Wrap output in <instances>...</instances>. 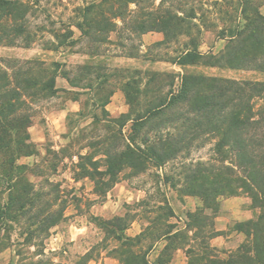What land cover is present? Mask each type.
Wrapping results in <instances>:
<instances>
[{"label": "trees", "instance_id": "16d2710c", "mask_svg": "<svg viewBox=\"0 0 264 264\" xmlns=\"http://www.w3.org/2000/svg\"><path fill=\"white\" fill-rule=\"evenodd\" d=\"M147 3L91 0L74 9L65 29L50 31L54 39L45 43V49L58 52L85 43L86 54L97 58L105 55L106 47L114 44L112 35H116L115 44L127 50V57L141 58L146 55L133 53L126 43L154 32L161 33L163 39L149 49L159 50L147 59L152 62H170L182 69L264 74V0H214L211 10L205 8L209 1L203 0H162L155 9L146 7ZM213 13L221 24H208V14ZM33 16L27 0H0V45L31 48L38 42L46 27L34 29ZM205 32L226 41L225 48L219 53L212 49L202 52ZM174 45H180L176 55H163V50ZM64 65L40 59H0V247L7 248L1 234L9 233L12 223L27 225L23 245L43 244L66 218L65 207H57V200L37 190L30 180V175L36 174L33 168L19 163L38 154L29 131L36 106L60 92L73 93L57 87L58 79L63 78L71 88L81 90L74 91L72 100L88 95L94 101L101 115L91 114L92 125L107 132L92 138L86 147L92 154L76 155L81 176L94 183L97 195H106L125 170L139 175L151 167L172 166L165 183L179 194L203 202L202 208L188 213L184 229L168 223L176 217L169 202L159 207L146 204L149 213L163 211V216L148 219L147 227L135 237L123 234L131 222L124 217L106 223L120 243L119 264H151L148 254L161 241L166 245L154 264H171L179 249L186 251L188 261L184 264H264V80L188 71L110 70L90 63L68 70ZM116 88L124 93L130 111L114 118L106 107ZM72 115L83 117L85 112ZM128 123L129 134L124 133ZM207 145L212 152L208 160L190 161L193 151ZM101 156L102 161L96 160ZM233 197L249 198L254 216L234 223L233 232L243 234L244 241L237 249L224 252L212 247L210 240L227 232L217 231L206 211L215 208V218L220 199ZM207 228L210 233L205 235Z\"/></svg>", "mask_w": 264, "mask_h": 264}, {"label": "rangeland", "instance_id": "374dc122", "mask_svg": "<svg viewBox=\"0 0 264 264\" xmlns=\"http://www.w3.org/2000/svg\"><path fill=\"white\" fill-rule=\"evenodd\" d=\"M27 1L33 7L32 27L34 29L46 27L44 34L42 33L43 37L42 34H39L38 42L31 48L0 45V59H40L47 64L60 62L65 64L64 68L68 70L90 63L106 65L110 70L175 74L188 71L238 80H264V74L260 73L204 67L182 69L170 62L147 60L153 58V53L156 54L159 51L156 49L149 50L150 47L163 39L161 33L154 32L148 33L142 38L133 37L126 43L133 53L146 55L141 58L127 57V50L115 44L118 43L116 35H112L114 44L106 47L105 55L97 58L86 54L85 43L78 44L73 48H64L58 52L49 51L45 49V43L54 39L50 31L65 29L75 15L74 9L87 5L91 0ZM161 1L148 0L146 7L155 9ZM207 1L210 4L206 5L205 8L211 10L214 0H203V2ZM261 12L264 14V4L261 7ZM208 16L210 19L208 24H221L219 16L215 13L208 14ZM73 30L76 37H79V31L74 27ZM201 41L200 50L204 53L210 49L214 53H219L226 46V41L216 40L215 35L211 32L203 33ZM179 47L180 45H174L170 49L163 50V55L174 56L176 55L175 51L180 49ZM57 87L73 91V93L81 91L71 88L70 84L63 78L58 79ZM73 93L60 92L56 97L43 101L36 106L34 123L29 131L32 141L37 146L38 154L24 157L19 161V163L33 168L36 174L30 175V180L35 184L37 190H43L48 193L51 199L57 200V207H65L66 218L50 231V236L43 244L41 243L42 245L38 241L23 245L27 225L24 222L12 223L13 228L10 232L5 233V235L4 232L1 234L2 237H6L7 248L0 247V264H10L11 262L17 264L19 261L28 264L31 261L40 260L42 264H119L117 251L120 243L113 237L110 232L111 229L105 226L106 223L116 217H124L131 222H129V229L123 234L125 237H135L147 227L148 219L158 215L163 216V211L154 210L149 213L146 204L159 207L165 202H169L176 217L169 219L168 223L176 224L184 229L188 221V213L195 212L203 206L200 198L181 195L173 190L170 184L165 183L164 177L171 175L172 166H166L164 169L151 167L146 173L139 175H133L130 170H125L119 176L118 183L106 195H97L94 183L81 176L77 166L79 159L76 155L92 154L93 150L86 148L91 144L92 138L94 140L99 135L105 136L107 132L103 128L96 130L92 125L91 114L95 111L101 115L100 110L93 106L94 101L89 99L88 95L80 96V101H74L71 99L75 96ZM106 109L114 118L129 113L130 108L120 88L114 90ZM82 110L85 112V116L72 115ZM130 126V123L125 126L124 133L129 134L131 132ZM211 155V145H207L205 148L193 151L190 161L192 159L205 161ZM101 159H103L102 156L96 158V160ZM223 199L229 198L220 200ZM219 207L217 215L222 216L223 210H221V206ZM245 207L251 210V204L245 205ZM214 211L215 208L209 209L206 214L210 215L211 221L215 225ZM252 213L254 216V212ZM234 223L236 222L230 220L228 229L224 231L227 232L224 237L229 241L234 240L238 234L233 232ZM118 233L122 235V232ZM208 233H210L209 228L205 229L204 234L207 235ZM211 241L212 239L210 244L214 247ZM165 245L166 241L157 243L154 250L148 254L151 264H154ZM232 250L223 249L220 251ZM187 261V254L178 251L176 262L186 263Z\"/></svg>", "mask_w": 264, "mask_h": 264}, {"label": "crops", "instance_id": "0c3cea01", "mask_svg": "<svg viewBox=\"0 0 264 264\" xmlns=\"http://www.w3.org/2000/svg\"><path fill=\"white\" fill-rule=\"evenodd\" d=\"M221 210H223L222 216L215 217V229L217 231H226L228 229V224L230 220L235 222H244L253 217V210L251 211L249 208H246L245 205L251 204V200L249 198L243 197H233L229 199L220 200ZM203 206L199 207L202 208ZM244 241L243 234H237L234 240L229 241V239L225 238L224 236H217L212 239L211 243L214 247L220 250H232L238 248L241 243ZM179 252L186 253L185 250L179 249ZM175 252L173 261L171 264H184L176 262V255Z\"/></svg>", "mask_w": 264, "mask_h": 264}]
</instances>
